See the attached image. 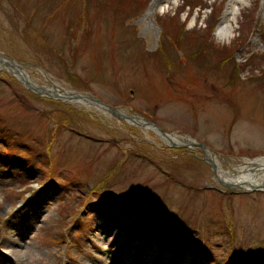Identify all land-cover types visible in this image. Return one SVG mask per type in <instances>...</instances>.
<instances>
[{"label":"rangeland","instance_id":"obj_1","mask_svg":"<svg viewBox=\"0 0 264 264\" xmlns=\"http://www.w3.org/2000/svg\"><path fill=\"white\" fill-rule=\"evenodd\" d=\"M138 1L144 9L135 13ZM231 1L160 0L155 32L143 21L154 0H0V52L41 86L94 93L193 137L227 168L264 158V0H233L240 11L227 40L217 29ZM182 29L187 39L176 47ZM204 42L208 61L197 53ZM7 75L0 72V222L10 219L2 248L13 259L0 264H264V194L227 198L197 148H172ZM65 232L70 244L48 239Z\"/></svg>","mask_w":264,"mask_h":264},{"label":"bare ground","instance_id":"obj_2","mask_svg":"<svg viewBox=\"0 0 264 264\" xmlns=\"http://www.w3.org/2000/svg\"><path fill=\"white\" fill-rule=\"evenodd\" d=\"M160 5V0H154L152 6L150 7L147 14L144 15L143 21L145 22L146 29H153L157 32L155 23H154V16L157 7ZM239 7L236 6V3L232 0L227 9L225 10L223 20L218 26V34L221 38L229 40L233 34V27L232 22L236 21L237 16L239 14ZM10 69L15 70L18 72L17 76L24 80V82L29 83L33 88H36L39 91H43V93L52 95L54 92L60 91L64 97L71 98L73 96V91L70 89H66L64 86H58V84L53 83L52 87H44L35 80L26 69L21 64L9 61L4 56L0 54V71H10ZM35 72L38 74H44L40 68H36ZM46 77V76H45ZM69 100V99H68ZM74 105L79 107L87 108L85 102L82 98H75L71 100ZM92 110V109H89ZM104 115H108L107 112H102ZM120 118H123L128 124L140 128L143 132L148 136L150 132L154 133L157 137H159L166 145H179L182 148H189L191 150L197 148L199 151L204 153V156L210 159L213 163L214 172L216 173L217 177L222 180L223 182L227 183L230 186H235L236 184H263L264 185V158H258L255 160H246L242 164H228V169L223 167V164L226 160H222V157L216 155L211 150L207 149L205 146L198 143V141L194 140L191 137L186 136H176L170 135L165 136L156 128L145 123V119L140 116H133L130 115L126 110H119L117 111V115ZM259 178V179H257Z\"/></svg>","mask_w":264,"mask_h":264},{"label":"trees","instance_id":"obj_3","mask_svg":"<svg viewBox=\"0 0 264 264\" xmlns=\"http://www.w3.org/2000/svg\"><path fill=\"white\" fill-rule=\"evenodd\" d=\"M195 7H192V8L194 9ZM141 9H144V7L142 6V3L138 1L137 4H136V10L134 12L135 13H138L139 10H141ZM211 24H213V23H211ZM210 27H211V25H210ZM186 34H187V32L184 29L180 30L179 35H178V39L175 40L176 41V44H175L176 47L179 46V43H182V41H184L185 39H187V35ZM206 43H207V45H209L210 44L209 40L207 41V39H206ZM207 45L204 42L203 43V46H200L199 47V51H197V53H198L200 59H203V60L204 59H207V61H208V59H209V52H208L209 50L208 49L210 47H208ZM202 55H203V57L205 56V58H201ZM230 55L231 54H228V57H230Z\"/></svg>","mask_w":264,"mask_h":264},{"label":"water","instance_id":"obj_4","mask_svg":"<svg viewBox=\"0 0 264 264\" xmlns=\"http://www.w3.org/2000/svg\"><path fill=\"white\" fill-rule=\"evenodd\" d=\"M12 71H13V70H12ZM27 86H28V88H29L30 90H33V91H34V88L31 87L30 84L27 83ZM54 97L59 99V96H54ZM86 100H87L89 103L92 104V102H90L89 99L86 98ZM110 111H111L113 114L115 113V112L113 111V109H111V108H110ZM151 125L154 126V127L157 128V129H159L157 125H155V124H151ZM162 134H164L165 136L168 135V134L165 133V132H162ZM199 144H200V143H199ZM201 145L205 146L206 148H208V149L210 150V148L207 147L206 145H204V144H202V143H201ZM172 146H173V147H176V148L181 147V146H179V145H173V144H172ZM187 147L191 148L190 146H187ZM205 160H206V162H208L209 164H211V165L213 166V163H212V161H211L210 159L205 158Z\"/></svg>","mask_w":264,"mask_h":264}]
</instances>
